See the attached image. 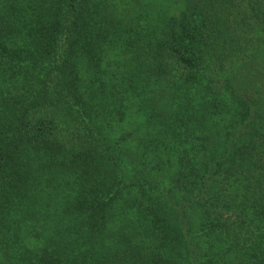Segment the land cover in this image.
Instances as JSON below:
<instances>
[{
    "label": "trees",
    "instance_id": "trees-1",
    "mask_svg": "<svg viewBox=\"0 0 264 264\" xmlns=\"http://www.w3.org/2000/svg\"><path fill=\"white\" fill-rule=\"evenodd\" d=\"M180 2L0 0V264H264V0Z\"/></svg>",
    "mask_w": 264,
    "mask_h": 264
},
{
    "label": "rangeland",
    "instance_id": "rangeland-1",
    "mask_svg": "<svg viewBox=\"0 0 264 264\" xmlns=\"http://www.w3.org/2000/svg\"><path fill=\"white\" fill-rule=\"evenodd\" d=\"M181 6L182 3L180 2V0H168V3L162 6V9L166 12L167 15L177 14Z\"/></svg>",
    "mask_w": 264,
    "mask_h": 264
}]
</instances>
